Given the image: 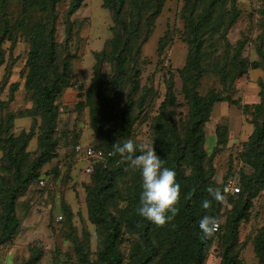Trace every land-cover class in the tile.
Returning a JSON list of instances; mask_svg holds the SVG:
<instances>
[{
  "label": "rangeland",
  "instance_id": "1",
  "mask_svg": "<svg viewBox=\"0 0 264 264\" xmlns=\"http://www.w3.org/2000/svg\"><path fill=\"white\" fill-rule=\"evenodd\" d=\"M31 1L0 0V225L3 196L12 172L5 156L7 143L4 149L1 145L9 139H18L19 143L23 140L22 167L39 152L41 118L33 111L35 90L60 72L61 62L67 65L66 77L63 93L54 102L57 119L53 156L38 172L43 186L31 183L21 193L15 206L18 226L13 238L0 246V264H78L81 257L88 264H101L97 249L102 231L86 218L85 190L92 181L82 173L81 163H73L72 147L77 142L98 141L95 124L103 139L115 136V142L121 144L132 139L137 144L134 155L140 154V144L155 143L153 132L161 128L165 132L168 121L183 138L190 122L189 89L195 74L189 66L190 41L186 15L182 14L186 2L194 0H124L122 19L134 26L132 21L140 18V25L137 23L139 32L130 36L131 49L120 53L121 42L110 41L115 35L125 34L114 24L109 6L104 5L105 8L102 0H81L69 18L66 12L70 0ZM214 2V14L201 39L200 75L195 91L200 98L214 94L223 101L212 105L202 126L205 192L189 209L200 219L204 215L218 216L222 223L210 237L202 264H220L226 245V218L245 196H227L230 206L213 200L207 210L201 207V201L212 199L206 191L209 186L223 190L225 179L231 177L240 189L239 185L254 175L253 157L248 153L254 125L260 119L263 93L262 72L253 69V65H260L256 50L264 52V0ZM158 4V15L154 16ZM196 4L195 14L203 13L206 3ZM51 25L54 71L47 67L43 53L48 39L45 30ZM132 70L138 71L129 113L132 125L125 135L117 137ZM117 76L120 82L110 93L109 102L99 105L95 91L105 88ZM104 119L109 121L105 123ZM124 159L120 155L118 163ZM128 166L115 178L116 198L107 206L108 211L122 215V222L126 218L134 221L142 191L140 171ZM164 166L169 168V163ZM178 171L179 209L191 188L193 172L186 159L178 162ZM247 211V219L237 228L231 253L239 264H263L258 240L264 227V185L248 200ZM125 223L120 228L117 250L121 264H136L144 251L140 245L136 247L139 238ZM149 223L156 248L149 264L159 262L174 241L179 240L182 245L189 241L180 210L163 227Z\"/></svg>",
  "mask_w": 264,
  "mask_h": 264
},
{
  "label": "trees",
  "instance_id": "2",
  "mask_svg": "<svg viewBox=\"0 0 264 264\" xmlns=\"http://www.w3.org/2000/svg\"><path fill=\"white\" fill-rule=\"evenodd\" d=\"M38 1V0H32ZM203 1L206 3V8L203 13H196V3ZM213 1V2H212ZM207 4L208 0H194L193 3L186 2L184 7L185 26L187 29V35L190 41V67L194 72V78L191 80V86L189 89V115L190 122L184 131L183 138L180 139L174 124H166L165 132L161 129H156L153 133L155 135V151L157 155L163 159L164 164L169 163V168L173 169L176 173V180L179 183V171L178 162L186 159L192 168L193 176L191 188L188 190L186 197L189 192L195 189L194 195L191 199L185 198V202L179 205V210L182 216L185 217L186 233L189 241L182 245L179 240L174 241L166 248V250L160 256L159 262L154 264H202L205 258L206 249L210 238H204L199 228V215H195L193 211L189 209L191 203L197 202L202 194L205 192L204 182L205 175L202 170L203 160L205 157L204 151L202 150L203 143V132L202 126L207 121L209 110L214 103L222 102L223 99L217 95L209 94L205 98H200L195 91V85L200 75V64L199 56L200 49L202 46L203 31L207 30L211 21V15L213 13V7L216 4L214 0ZM56 2V0H52ZM103 6H109L111 11L113 22L115 25L123 30L125 35H115L110 41L112 44H120V52L131 49L130 36L139 32L137 23H140V18L134 22V26L131 21L124 22L120 13L124 4V0H102ZM81 0H70V5L66 12V16L69 18L80 6ZM215 3V4H214ZM40 5L41 3L35 2ZM195 4V5H194ZM45 3H42L41 8L44 9ZM52 6V4H50ZM104 6V7H105ZM105 7V8H106ZM28 8V7H27ZM40 8V9H41ZM160 5L156 6L155 15H158ZM223 13H221L222 15ZM193 15H198L193 17ZM216 15V14H215ZM149 18L145 19L146 26ZM140 25V24H139ZM131 29V30H130ZM130 30V31H129ZM47 35L46 47L43 51L45 55V62L49 69L55 70L54 65V42H53V25L45 30ZM70 33V31H68ZM128 34V35H127ZM124 36V37H123ZM38 37L37 39H40ZM145 37H143V40ZM114 46V45H113ZM256 55L259 57L260 65L256 67L253 65V69H260L263 75L262 83V99L259 105L260 108V119L254 125L252 135L250 137L251 146L249 155L253 157L255 173L252 177L246 178L238 188V192L234 195H227L229 197L245 196L238 205H235L228 213L226 218V245L223 248L220 264H239L236 257L231 253V249L235 244L237 237V228L241 221L247 219L248 200L252 198L264 185V52L260 49L256 50ZM1 62V56H0ZM66 67L64 62H61V69L59 73H54L52 80L37 87L34 93V104L33 111H37L41 118V129H40V150L39 152L28 162L21 166V152L23 150L22 144L17 140L5 141L1 147L5 148L8 146V150L5 154L7 162L12 170L10 174V182L5 190V195L2 201V216L0 225V246L9 242L14 235V232L18 226V220L15 215V206L21 195V193L31 183L38 181L40 168L51 158L52 147L54 146V131L56 128L57 119V106L54 104L55 100L63 93L62 82L66 77ZM137 76L138 71L132 70L130 78L129 94L124 100V106L120 113L122 126L115 133L117 137L125 135L131 125L132 119L129 115L131 111L132 100L131 96L137 89ZM120 82V77L112 79L106 84V87L102 90L95 91V97L98 99L99 105L105 106L114 91V88ZM105 111H103L104 113ZM105 123L109 120L104 119ZM95 135H97L98 141L95 140L93 144L90 142H77L74 143L71 153L74 160L73 148L78 144L89 145L95 150L101 151L104 155L107 153L109 156H105L103 163H95L92 166V170L89 176L92 184L85 190L86 192V218L88 222L101 229L102 235L97 249V260L101 264H121V256L117 250V243L120 237V228L122 223L126 221L125 226H131L136 232L139 243L144 253L141 258L136 261V264H149L152 262L156 248L152 245V228L149 221L137 213L134 214V221L125 219L122 222V215L112 213L107 210L109 202L116 198L117 190L115 188L114 180L118 176H121V172H124L129 166V162L126 159L122 160L120 164L119 153L113 154V144H115V136L103 139L99 125L93 126ZM30 136L32 134L30 133ZM29 136V137H30ZM127 136V135H126ZM13 143H16L14 145ZM5 144V145H4ZM14 145V146H13ZM230 178V177H228ZM224 184V183H223ZM138 208V207H137ZM137 210V209H136ZM137 212V211H136ZM132 223V224H131ZM258 244L261 245L263 255L261 258L264 264V227ZM78 264H88L85 258L81 257Z\"/></svg>",
  "mask_w": 264,
  "mask_h": 264
},
{
  "label": "clouds",
  "instance_id": "3",
  "mask_svg": "<svg viewBox=\"0 0 264 264\" xmlns=\"http://www.w3.org/2000/svg\"><path fill=\"white\" fill-rule=\"evenodd\" d=\"M119 153L125 157L133 169L140 171L142 178V191L139 198L137 214L159 227L170 223L179 213L177 205L180 201V184L177 183L176 173L173 169L164 166L154 149V141H146L139 145V155L137 144L132 139L125 140L122 144H113V154ZM206 191L212 199H203L201 207L210 209L213 200L221 205H228V187L223 190L220 187L209 186ZM195 189L188 193V199L194 195ZM222 219L218 216L204 215L199 220V228L204 238H210L220 228Z\"/></svg>",
  "mask_w": 264,
  "mask_h": 264
},
{
  "label": "built area",
  "instance_id": "4",
  "mask_svg": "<svg viewBox=\"0 0 264 264\" xmlns=\"http://www.w3.org/2000/svg\"><path fill=\"white\" fill-rule=\"evenodd\" d=\"M74 152V160L75 163H81V169L82 173L84 175L90 174L92 170V166L95 163H103L105 156H109L107 153L104 155L101 151L93 149L91 146L85 144H78L73 148ZM37 186L42 187L43 186V181L41 179H38L37 181ZM228 187L230 189V192L227 193L228 195H234L238 192L237 185L234 181L233 178H227L224 181L223 188Z\"/></svg>",
  "mask_w": 264,
  "mask_h": 264
}]
</instances>
